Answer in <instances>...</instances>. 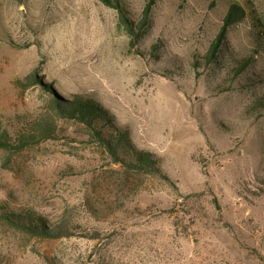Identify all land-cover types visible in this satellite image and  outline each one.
Instances as JSON below:
<instances>
[{
    "label": "rangeland",
    "instance_id": "rangeland-1",
    "mask_svg": "<svg viewBox=\"0 0 264 264\" xmlns=\"http://www.w3.org/2000/svg\"><path fill=\"white\" fill-rule=\"evenodd\" d=\"M122 1L134 21L149 2ZM233 4L249 16L224 54L254 57L234 81L193 66ZM252 12L264 26V0H156L132 48L101 0H0V131L56 127L39 145L0 151V214L33 211L67 233L33 237L0 220V264H264V110H251L264 95V42ZM175 62L183 73L164 74ZM33 74L39 83L25 88ZM83 94L165 176L127 170L59 115L54 100Z\"/></svg>",
    "mask_w": 264,
    "mask_h": 264
},
{
    "label": "trees",
    "instance_id": "trees-1",
    "mask_svg": "<svg viewBox=\"0 0 264 264\" xmlns=\"http://www.w3.org/2000/svg\"><path fill=\"white\" fill-rule=\"evenodd\" d=\"M106 6L115 9L119 15V24L125 30L130 38L132 48H136L147 36V33L153 25L152 14L156 0H149L140 20L134 21L130 17L127 7L122 0H101ZM253 13V12H252ZM249 16L247 9L239 4H233L223 20V26L216 37V40L210 45L206 54L193 66L196 70L201 66L209 68L210 72L216 70L225 71L227 79L232 81L246 73L252 66L254 57L238 59L236 57L225 56L226 38L234 26L243 22ZM253 22L250 31L257 37L258 41L264 42V26L254 13L251 15ZM160 47L153 46L150 52L152 60L160 61L157 51ZM263 48L262 45L260 47ZM140 55H145L138 51ZM232 55V54H231ZM230 61V63H229ZM227 62L228 66H224ZM177 67V63H174ZM183 73L181 67L174 70H166L164 74L178 75ZM27 83L23 86L31 87L39 83L36 74L27 77ZM21 84V83H19ZM256 85L254 79L248 85ZM220 88L222 85H218ZM232 87L224 88V91ZM50 91L54 93L53 90ZM57 112L63 118L71 119L83 125L89 132L93 142L103 148L117 162L121 163L127 170L144 175L165 176L159 159L152 153L140 150L132 140L131 132L127 128L121 127L116 118L107 110L98 100L90 95H73L69 99L59 98L54 100ZM253 113L264 110V95L257 98L251 108ZM30 130L24 129L17 137H12L8 131H0V151L21 152L45 140L52 139L55 135L56 127L54 123L42 122L30 125ZM0 220L5 224L16 228L30 236L40 238H60L67 233L63 229L50 228L46 221L36 212L25 211L19 213L0 214Z\"/></svg>",
    "mask_w": 264,
    "mask_h": 264
}]
</instances>
